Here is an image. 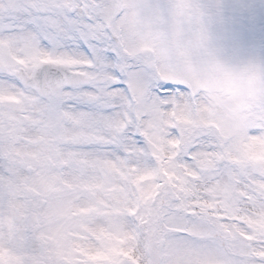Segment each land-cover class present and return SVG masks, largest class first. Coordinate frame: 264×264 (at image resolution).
<instances>
[{
    "label": "snow or ice",
    "instance_id": "snow-or-ice-1",
    "mask_svg": "<svg viewBox=\"0 0 264 264\" xmlns=\"http://www.w3.org/2000/svg\"><path fill=\"white\" fill-rule=\"evenodd\" d=\"M197 0H0V264H264V68L231 99Z\"/></svg>",
    "mask_w": 264,
    "mask_h": 264
},
{
    "label": "rangeland",
    "instance_id": "rangeland-1",
    "mask_svg": "<svg viewBox=\"0 0 264 264\" xmlns=\"http://www.w3.org/2000/svg\"><path fill=\"white\" fill-rule=\"evenodd\" d=\"M197 2L204 11L208 44L214 53L227 64L264 68V0Z\"/></svg>",
    "mask_w": 264,
    "mask_h": 264
},
{
    "label": "clouds",
    "instance_id": "clouds-1",
    "mask_svg": "<svg viewBox=\"0 0 264 264\" xmlns=\"http://www.w3.org/2000/svg\"><path fill=\"white\" fill-rule=\"evenodd\" d=\"M186 47L198 62L202 80L228 99L259 86L261 73H253L250 70L251 63L227 64L209 48L206 27L193 31L186 40Z\"/></svg>",
    "mask_w": 264,
    "mask_h": 264
},
{
    "label": "trees",
    "instance_id": "trees-1",
    "mask_svg": "<svg viewBox=\"0 0 264 264\" xmlns=\"http://www.w3.org/2000/svg\"><path fill=\"white\" fill-rule=\"evenodd\" d=\"M215 13V11H211V14H214Z\"/></svg>",
    "mask_w": 264,
    "mask_h": 264
}]
</instances>
